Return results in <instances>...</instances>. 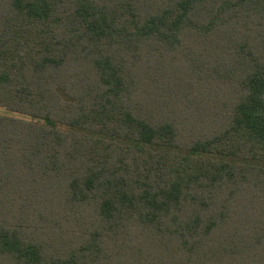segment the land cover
<instances>
[{
    "label": "trees",
    "instance_id": "1",
    "mask_svg": "<svg viewBox=\"0 0 264 264\" xmlns=\"http://www.w3.org/2000/svg\"><path fill=\"white\" fill-rule=\"evenodd\" d=\"M0 264H264V0H0Z\"/></svg>",
    "mask_w": 264,
    "mask_h": 264
},
{
    "label": "rangeland",
    "instance_id": "2",
    "mask_svg": "<svg viewBox=\"0 0 264 264\" xmlns=\"http://www.w3.org/2000/svg\"><path fill=\"white\" fill-rule=\"evenodd\" d=\"M0 114H7V112L4 109L0 108Z\"/></svg>",
    "mask_w": 264,
    "mask_h": 264
}]
</instances>
